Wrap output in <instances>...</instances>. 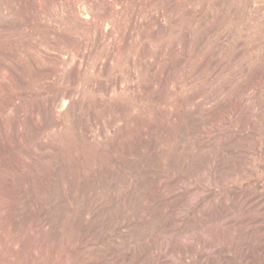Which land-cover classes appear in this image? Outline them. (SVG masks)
<instances>
[{
	"label": "rangeland",
	"instance_id": "rangeland-1",
	"mask_svg": "<svg viewBox=\"0 0 264 264\" xmlns=\"http://www.w3.org/2000/svg\"><path fill=\"white\" fill-rule=\"evenodd\" d=\"M0 264H264V0H0Z\"/></svg>",
	"mask_w": 264,
	"mask_h": 264
}]
</instances>
